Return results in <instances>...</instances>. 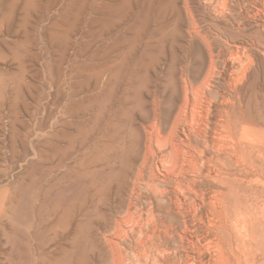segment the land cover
Instances as JSON below:
<instances>
[{
  "label": "bare ground",
  "instance_id": "1",
  "mask_svg": "<svg viewBox=\"0 0 264 264\" xmlns=\"http://www.w3.org/2000/svg\"><path fill=\"white\" fill-rule=\"evenodd\" d=\"M229 2L215 36L191 18L187 58L151 107L146 80L134 91V74L93 62L80 176L107 248L93 264H264V0H237L231 18Z\"/></svg>",
  "mask_w": 264,
  "mask_h": 264
},
{
  "label": "rangeland",
  "instance_id": "2",
  "mask_svg": "<svg viewBox=\"0 0 264 264\" xmlns=\"http://www.w3.org/2000/svg\"><path fill=\"white\" fill-rule=\"evenodd\" d=\"M220 2L0 0V264L107 257L80 176L92 155V64L134 74V91L146 80L151 107L156 91L170 94V62L179 69L187 58L191 18L215 36Z\"/></svg>",
  "mask_w": 264,
  "mask_h": 264
}]
</instances>
